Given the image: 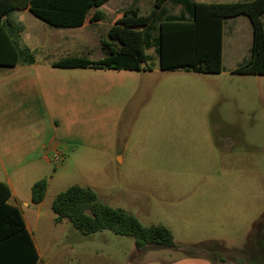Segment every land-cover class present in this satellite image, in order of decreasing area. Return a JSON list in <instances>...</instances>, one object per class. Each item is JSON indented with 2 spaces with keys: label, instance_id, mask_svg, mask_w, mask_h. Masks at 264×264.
Here are the masks:
<instances>
[{
  "label": "rangeland",
  "instance_id": "1",
  "mask_svg": "<svg viewBox=\"0 0 264 264\" xmlns=\"http://www.w3.org/2000/svg\"><path fill=\"white\" fill-rule=\"evenodd\" d=\"M134 1L113 0L107 8H138L144 15L154 2ZM12 17L24 28L19 45L37 65L101 58L99 40L113 23L59 28L30 12ZM234 31L224 27L219 74L162 71L152 48L138 71L58 69L66 84L48 99L58 113L62 155L38 171L11 162L14 135L32 129V119L13 114L4 96L31 70L0 66V180L11 181L38 264H264V75L231 73L251 47L249 30ZM39 180L47 188L34 205L31 186ZM73 185L93 190L143 226L166 227L175 247L137 251L132 237L108 230L84 236L66 220L54 224L52 201Z\"/></svg>",
  "mask_w": 264,
  "mask_h": 264
},
{
  "label": "trees",
  "instance_id": "2",
  "mask_svg": "<svg viewBox=\"0 0 264 264\" xmlns=\"http://www.w3.org/2000/svg\"><path fill=\"white\" fill-rule=\"evenodd\" d=\"M109 0H0V66L32 64L34 57L21 47L18 36L23 26L12 17L14 11L27 10L47 25L59 28H82L97 24L104 13L99 9ZM179 7L171 14L167 5ZM246 16L252 25L248 58L231 71L238 75H264V0L230 4H205L193 0H154L149 13L138 8L117 13L106 37L101 38L103 56L92 60L69 56L53 63L60 69L141 70L152 48L162 71L183 70L193 73L224 72L222 42L224 20ZM47 182L31 186V203L40 204ZM11 193L0 182V264H38L39 256L21 211L9 203ZM54 224L63 220L84 236L108 230L132 237L137 251L149 245L175 247L172 233L162 225L143 226L120 208L104 203L91 189L73 185L58 193L51 205Z\"/></svg>",
  "mask_w": 264,
  "mask_h": 264
},
{
  "label": "crops",
  "instance_id": "3",
  "mask_svg": "<svg viewBox=\"0 0 264 264\" xmlns=\"http://www.w3.org/2000/svg\"><path fill=\"white\" fill-rule=\"evenodd\" d=\"M112 1L113 0L107 1L99 8L104 13L102 21H104L105 19H108L109 21L115 20L117 13L125 9V7H114L113 9L107 8V5ZM133 2L135 1L133 0ZM195 2L204 3L199 1ZM101 8L105 9L108 12V15H106V13ZM24 12L28 11L24 10ZM112 25H110V27ZM225 26L228 27L229 35H235V29L241 30V32L245 29L247 30V32L248 30L249 32H251L252 37V25L250 20L246 16L240 15L225 19L223 33ZM248 52H250V48L248 49ZM248 56L249 54L246 57H243L241 62H244L248 58ZM54 62L55 61H52L49 64L37 65L34 61L32 64H17L13 66L29 68L31 70V73H22L20 75V78H18L17 80H15V82H13V84H11V89L8 91H4V96L8 95L11 101V112L13 114L15 113L17 117L23 119H32V129L27 130L26 132L19 131L17 134H15L14 136L16 137V140L10 147V151L12 152L11 162L12 164H14V166H17V168L32 167L34 169L33 171H38L43 164L46 165L48 162H50V158L52 155L56 153L60 156L62 155V149L59 146V143L61 141L58 137L59 117L57 116L58 113L52 109V105H50L48 97L52 95L55 88L60 87L61 85H65L66 80L61 77L58 72H56L60 68L53 67ZM239 64L240 63H237V65ZM32 72L35 73L33 74ZM60 77L63 79H60ZM58 141L59 143H57ZM117 159L121 161V158L118 156ZM0 182L8 185L11 193L9 203L13 206L18 207L22 214L19 201L16 194L14 193L10 179H7L5 181L0 180ZM25 226L27 231L29 232L26 223Z\"/></svg>",
  "mask_w": 264,
  "mask_h": 264
},
{
  "label": "built area",
  "instance_id": "4",
  "mask_svg": "<svg viewBox=\"0 0 264 264\" xmlns=\"http://www.w3.org/2000/svg\"><path fill=\"white\" fill-rule=\"evenodd\" d=\"M59 160H60L59 155L57 153L54 154L53 161L57 162Z\"/></svg>",
  "mask_w": 264,
  "mask_h": 264
}]
</instances>
